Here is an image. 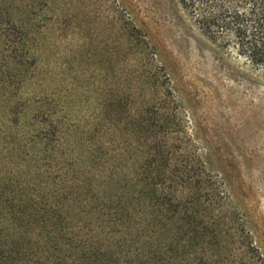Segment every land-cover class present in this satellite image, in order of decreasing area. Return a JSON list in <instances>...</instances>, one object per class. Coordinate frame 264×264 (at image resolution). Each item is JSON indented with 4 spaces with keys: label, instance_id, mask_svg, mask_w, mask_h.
I'll use <instances>...</instances> for the list:
<instances>
[{
    "label": "rangeland",
    "instance_id": "374dc122",
    "mask_svg": "<svg viewBox=\"0 0 264 264\" xmlns=\"http://www.w3.org/2000/svg\"><path fill=\"white\" fill-rule=\"evenodd\" d=\"M47 1L52 25L8 69L0 59V209L87 235L178 162L183 187L165 189L223 231L217 264H264L262 72L204 37L177 0Z\"/></svg>",
    "mask_w": 264,
    "mask_h": 264
},
{
    "label": "trees",
    "instance_id": "16d2710c",
    "mask_svg": "<svg viewBox=\"0 0 264 264\" xmlns=\"http://www.w3.org/2000/svg\"><path fill=\"white\" fill-rule=\"evenodd\" d=\"M177 2L204 37L264 77V0ZM54 6L47 0H0V59L7 69V58L23 59L38 34L52 25ZM144 142L148 158L154 159L156 147L148 144L156 139L145 138ZM165 169L171 173L169 180L149 184L148 193L132 191L125 204L118 203L119 214L125 215L113 222L116 211L99 216L105 221L87 235L71 233L82 242L74 236L67 239L57 228L51 232L43 228L36 211L28 214L34 220L30 222L26 219L29 211H16L12 206L9 211L0 209V264H217L226 248L221 242L223 231L204 224L205 213L183 193L166 191V187L179 191L184 181L178 177L182 172L178 162L167 163ZM0 204L5 205L1 199ZM97 217L95 222H99ZM47 221L54 223L55 219ZM62 249L70 252L66 263L61 261Z\"/></svg>",
    "mask_w": 264,
    "mask_h": 264
}]
</instances>
